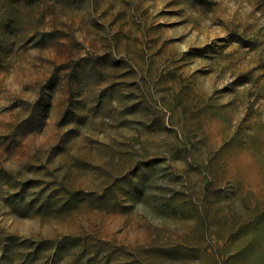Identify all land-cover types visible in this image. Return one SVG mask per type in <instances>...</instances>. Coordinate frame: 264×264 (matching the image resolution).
Instances as JSON below:
<instances>
[{
    "label": "rangeland",
    "instance_id": "rangeland-1",
    "mask_svg": "<svg viewBox=\"0 0 264 264\" xmlns=\"http://www.w3.org/2000/svg\"><path fill=\"white\" fill-rule=\"evenodd\" d=\"M0 264H264V0H0Z\"/></svg>",
    "mask_w": 264,
    "mask_h": 264
}]
</instances>
